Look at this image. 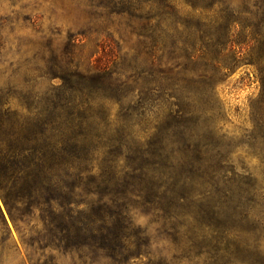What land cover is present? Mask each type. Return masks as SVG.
<instances>
[{
    "label": "trees",
    "instance_id": "16d2710c",
    "mask_svg": "<svg viewBox=\"0 0 264 264\" xmlns=\"http://www.w3.org/2000/svg\"><path fill=\"white\" fill-rule=\"evenodd\" d=\"M189 1L199 31L213 33L189 28L158 74L122 81L53 61L61 85L23 109L0 97V197L20 234L40 213L29 245L49 255L36 264H57L55 253L73 264H264V0ZM241 68L261 89L230 135L217 88ZM0 237H12L1 203Z\"/></svg>",
    "mask_w": 264,
    "mask_h": 264
},
{
    "label": "rangeland",
    "instance_id": "374dc122",
    "mask_svg": "<svg viewBox=\"0 0 264 264\" xmlns=\"http://www.w3.org/2000/svg\"><path fill=\"white\" fill-rule=\"evenodd\" d=\"M198 21L189 0H0V97H8L13 109H23L29 96L61 85L62 80L50 74L53 61L82 74H97L100 69L122 81L148 77L152 70L158 74L159 65L165 67L169 61L173 43L186 45L189 28L198 40L213 33L199 31ZM260 89L250 68L239 69L218 86L226 114L224 129L230 135L246 125L251 101ZM119 107L113 106V115ZM0 203L12 233L0 244V264L43 262L49 252L29 245L34 226L42 227L40 213L35 211L28 224L19 225L24 235L13 225L1 197ZM133 217L138 226L156 235L151 216L137 210ZM155 252L167 253V248L159 243ZM54 256L57 264H73L70 257Z\"/></svg>",
    "mask_w": 264,
    "mask_h": 264
}]
</instances>
